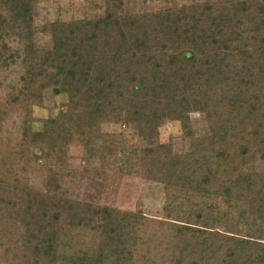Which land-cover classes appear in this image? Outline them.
Returning a JSON list of instances; mask_svg holds the SVG:
<instances>
[{"label": "trees", "instance_id": "16d2710c", "mask_svg": "<svg viewBox=\"0 0 264 264\" xmlns=\"http://www.w3.org/2000/svg\"><path fill=\"white\" fill-rule=\"evenodd\" d=\"M37 1L0 0V86L26 124L13 146L0 137V264H137L146 215L67 194L75 145L86 163L163 184L166 264H264V0H144L132 14L87 0L83 16L42 25ZM47 91L67 109L41 119ZM194 113L216 118L206 134ZM166 123L186 151L160 143Z\"/></svg>", "mask_w": 264, "mask_h": 264}, {"label": "rangeland", "instance_id": "374dc122", "mask_svg": "<svg viewBox=\"0 0 264 264\" xmlns=\"http://www.w3.org/2000/svg\"><path fill=\"white\" fill-rule=\"evenodd\" d=\"M203 0H178V3L190 4ZM151 8H163L170 5V0H147ZM144 0H125V9L129 14L139 13L144 10ZM35 23L45 24L49 21L67 20L83 16L87 0H39L35 4ZM37 45L50 48L52 38L47 34H39ZM0 103L4 105V112L0 117V137H5L9 146H13L19 139L20 130L26 124L25 115L19 105L12 102L9 90L0 86ZM66 96H54L46 92L44 107H36L34 115L38 118L56 116L59 112L66 111ZM215 117L201 113L192 115L193 128L197 135L208 132L209 121ZM42 122L34 126L40 128ZM117 126L105 127L106 131L117 130ZM129 144L137 143V138L127 130ZM173 143L177 152L186 151L189 139L182 137L181 127L178 123H166L161 129L160 143L167 146ZM70 161L65 191L70 196L79 200L89 201L99 205H109L126 211L140 209L147 217L141 229V240L137 247V264H166L167 256L172 251V234L167 226L161 223L165 203L163 184L156 178L146 173L138 176H126L106 170L99 161L86 163L83 159V147L75 145L69 150ZM257 167L263 169V162L258 161ZM33 184L41 187L43 177L33 175Z\"/></svg>", "mask_w": 264, "mask_h": 264}]
</instances>
